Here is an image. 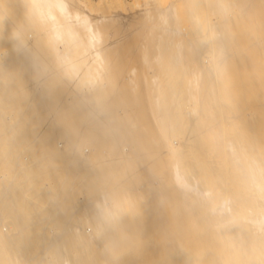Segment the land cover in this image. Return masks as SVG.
<instances>
[{"label": "bare ground", "instance_id": "6f19581e", "mask_svg": "<svg viewBox=\"0 0 264 264\" xmlns=\"http://www.w3.org/2000/svg\"><path fill=\"white\" fill-rule=\"evenodd\" d=\"M97 2L0 0V264H264V0Z\"/></svg>", "mask_w": 264, "mask_h": 264}, {"label": "rangeland", "instance_id": "374dc122", "mask_svg": "<svg viewBox=\"0 0 264 264\" xmlns=\"http://www.w3.org/2000/svg\"><path fill=\"white\" fill-rule=\"evenodd\" d=\"M89 1H90V0H89ZM97 1H98V0H97ZM97 1H96V0H94V1L92 0V3H93V5H94L95 8H97V9H98V8H99V9H100V8H101V9H105V8H106V4H103V3H102V4H99V6H97V5H96V3H98ZM124 1H125L126 3H131V4H132L134 0H133V1H132V0H124ZM143 1H146V0H143ZM143 1L140 0V3H143V4H144ZM147 1H149V0H147ZM150 1H151V0H150ZM154 1H157L159 4H161V3H166V2L169 1V0H154ZM94 3H95V4H94ZM161 5H162V4H161ZM135 8H137V7H135Z\"/></svg>", "mask_w": 264, "mask_h": 264}, {"label": "clouds", "instance_id": "9594fccd", "mask_svg": "<svg viewBox=\"0 0 264 264\" xmlns=\"http://www.w3.org/2000/svg\"><path fill=\"white\" fill-rule=\"evenodd\" d=\"M125 199L128 203H131V197H126Z\"/></svg>", "mask_w": 264, "mask_h": 264}]
</instances>
